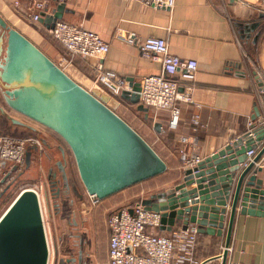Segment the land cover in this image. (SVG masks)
Here are the masks:
<instances>
[{
  "label": "crops",
  "instance_id": "0c3cea01",
  "mask_svg": "<svg viewBox=\"0 0 264 264\" xmlns=\"http://www.w3.org/2000/svg\"><path fill=\"white\" fill-rule=\"evenodd\" d=\"M34 1L0 0V14L8 24L25 34L51 58L62 55L64 52L62 47L66 46L47 31L43 26L44 23L30 20L29 13ZM62 4L64 7L60 11L58 7ZM258 6H264V0H176L172 8L148 7L146 9L141 8L138 0H50L48 8L42 11V14L45 17L44 20L50 23V19L54 20L53 16L61 12L62 18L58 20L82 25L98 33L110 44L109 51L101 59L104 69L118 73L128 84L130 79L140 82L143 76L161 72V63L158 60L142 55L141 45L147 36L163 37L167 40L171 53L182 58L197 60L194 94L201 106L181 105V122L175 133V139L179 140L181 135L194 134L198 138V149L193 151L192 148H186L176 140L174 143L177 146L172 149L167 143L165 144L164 138L157 141L159 144L156 147L145 137L167 162L166 172H171L170 179H166L161 185L171 186L180 181L183 176L184 152L191 156L198 151L205 158L230 142L245 144L246 139H249L245 135L248 130L247 123L261 114L262 105L252 78L242 72L246 71L248 64H252L251 60L264 68L263 30L261 35L257 34L264 28V17ZM71 54L67 55L70 59L69 66L84 82L72 76L74 79L86 88H89L87 85H91L120 105L132 104L121 96L113 95L109 92V88L108 90L103 84L95 81L98 71L89 59ZM74 56L76 61L72 60ZM1 59L0 55V61ZM80 64L86 69H83ZM1 107L7 114L2 112ZM149 111L152 113L155 127L158 123L161 128H165L162 132L155 128L158 134L157 139L168 130L170 110L151 108ZM195 113L200 114V124H195L192 120ZM8 115L20 119L27 125L13 123ZM147 116L145 113V117ZM5 129L26 136L39 133L36 121L7 105L0 85V131L7 133ZM253 131L256 137L250 138L254 140V146H256L260 140L264 139V127L256 125ZM43 142L46 141L43 139ZM46 144L48 150L55 148L62 157L60 144L56 147L48 142ZM40 158L44 160L43 165L40 166L41 172L44 171L45 166L49 179L50 170L52 168L57 170V168L48 162L49 154L43 152ZM241 166L244 167V163ZM259 166L263 170L258 171L257 177L262 178L264 182V156L256 162L255 168ZM0 176H4L1 170ZM144 181L121 190L126 191L123 200H121L122 197L116 202L112 200L111 197L115 193L102 199L100 203L104 206L112 202L119 205L123 201V205L130 204L133 200L149 197L152 192L159 190L158 183L147 185ZM137 184L140 185L133 187ZM130 187L133 188L126 190ZM84 199L89 200L88 194L83 195ZM72 216L71 223L74 224V221H77L76 223L80 225L78 215L74 213ZM226 216L222 235L200 233L197 252H213L208 256L213 257L208 264H219L218 254L223 252L225 247L229 213ZM191 225L194 224L191 223ZM179 226H182V223L177 221L173 228ZM107 228L108 258L110 236L108 225ZM158 231L168 234L171 229H163L160 226ZM80 236L84 247L92 244L89 237L87 244L85 235L80 234ZM214 240L217 246L215 250L207 245ZM203 247L207 250L205 251ZM69 254L64 256L67 257ZM229 261L264 264V214L237 212L225 262Z\"/></svg>",
  "mask_w": 264,
  "mask_h": 264
},
{
  "label": "water",
  "instance_id": "95a60500",
  "mask_svg": "<svg viewBox=\"0 0 264 264\" xmlns=\"http://www.w3.org/2000/svg\"><path fill=\"white\" fill-rule=\"evenodd\" d=\"M53 17L51 23L62 18L61 12ZM0 55V85L7 105L62 136L74 154L88 194L102 200L166 172L167 162L141 133L1 14ZM129 87L120 96L148 115L150 108L140 102V83L130 79ZM8 117L13 123L27 125ZM253 146L252 138L245 144L228 143L194 166H184L180 181L152 192L143 198V204L162 212L163 229H172L178 221L183 228L193 223L200 233L218 235L223 234L229 213L222 254L225 262L237 212L264 214V182L257 177L263 169L255 168L264 146L248 162L246 151ZM60 149L62 159L58 162L69 186L66 150L61 145ZM34 150L36 146L27 150L26 167L32 163ZM73 188L79 192L76 185ZM45 194L49 200L51 190L46 189ZM79 254L78 264H89L82 247ZM49 257L39 196L32 188H25L0 217V264H48ZM61 259L64 264L71 260Z\"/></svg>",
  "mask_w": 264,
  "mask_h": 264
},
{
  "label": "built area",
  "instance_id": "2783aa9c",
  "mask_svg": "<svg viewBox=\"0 0 264 264\" xmlns=\"http://www.w3.org/2000/svg\"><path fill=\"white\" fill-rule=\"evenodd\" d=\"M138 1L142 9L148 7L172 8L176 2V0ZM49 2L50 0H35L29 13L30 20L40 24L44 23L43 26L47 31L61 41L71 53L89 59L98 71L95 81L107 86L113 95L120 96L124 89H129V84L125 78L103 67L101 59L110 49L109 42L98 33L82 25L64 20H57L54 23L45 22L42 11L48 8ZM258 8L264 17V6H258ZM262 30L264 33L263 28L258 31V36L262 34ZM141 51L144 57L158 60L161 63V72L146 75L140 79V102L156 110L169 109L168 129L177 131L181 122V105L195 104L201 106L194 94L198 62L194 58H182L171 53L167 40L153 35L147 36L143 40ZM63 60L67 64L70 63L69 57L64 56ZM251 61L252 64H248L246 71L242 73L248 74L252 78L262 105L261 114L250 119L247 123L249 131L247 137L255 138L256 134L253 127L256 125L264 127V68L253 60ZM192 120L195 124H200V114L195 113ZM164 129L161 128L160 132ZM179 141L186 148H192L193 151L198 149V138L194 134L181 135ZM41 145L40 139L35 135L16 136L0 132V165L6 162L13 163V168L7 173L9 175L15 168L25 165L27 150L30 146L40 148ZM263 146L264 139L246 151L248 162L253 160ZM184 153V166H194L203 159L198 151L191 156L186 152ZM3 184V179H0V193L4 190ZM25 188H32L37 192L43 212L42 205L46 199V194L42 193L44 186L40 187L34 184L26 186L22 190ZM88 196L91 207L97 206L101 201L95 195L88 194ZM142 200L143 198H140L133 203L126 204L109 216L107 221L110 230L108 264L209 263L213 257H196L195 252L200 234L197 225H189L187 228L179 226L172 228L168 234L161 233L158 228L161 226L162 212L146 208ZM43 218L51 256L52 250L44 213ZM222 254L223 252L218 254L219 264H246L235 261L223 262Z\"/></svg>",
  "mask_w": 264,
  "mask_h": 264
},
{
  "label": "rangeland",
  "instance_id": "374dc122",
  "mask_svg": "<svg viewBox=\"0 0 264 264\" xmlns=\"http://www.w3.org/2000/svg\"><path fill=\"white\" fill-rule=\"evenodd\" d=\"M68 57L64 52L61 55L52 56L53 60L61 65L68 73H70L71 76L77 78L80 81H83L79 75L72 69L69 64L64 62L63 57ZM84 82V81H83ZM89 90H91L93 93H95L97 96H99L101 99H103L106 103L109 104L110 107H112L115 111H117L126 121H128L139 133H141L144 137L149 139L155 145L158 146V142L161 141L164 138L165 144L172 149L177 146L176 143H174L176 140L173 138L174 133L176 131L174 130H166L163 133V136H159V138L156 139V136L158 137L157 131L155 128L159 129L160 125L157 123L156 127L154 125L153 117L151 111H149V114L147 117H145V112L142 110H138L136 105H120L118 102L112 101L111 99L107 98L105 95L100 93V91L91 85H87ZM131 103V102H130ZM36 124L39 128V133H36L35 136L38 137L41 141V147L37 150L33 151L32 155V163L30 167H26V162L24 166H21L20 168H15L9 175L7 173L11 170L13 163L6 162L1 164V172H3L4 176H0V179H3V188L4 190L8 186V191L5 192V196L2 198L0 202V217L4 213V211L9 207V205L14 201V199L17 197V195L21 192V190L30 185H38V186H44V189H42V193L45 194L46 188L48 189V177L46 168L44 166V171L41 172L40 166L43 165L44 160L40 158V155H43V152L49 154L50 159L48 162L53 166H56L55 162L60 157L58 151L55 148L49 149L47 148V144L51 143L54 144L56 147L58 144L63 146L66 150V157L68 160L67 164V171L68 174L73 182L77 184L78 189L83 193V195L88 194L85 186L81 180L78 167L74 158V154L67 144V142L62 138L61 135H59L54 130L44 126L43 124L36 121ZM7 130V131H5ZM4 131L14 135L16 132H12L8 129H5ZM3 133L2 131H0ZM6 133V134H7ZM20 134V133H19ZM16 136H26V135H18ZM43 139L46 142H43ZM158 141V142H157ZM179 142V140H176ZM45 157V156H44ZM62 157L59 158L61 160ZM56 168V167H55ZM171 172L168 173L165 172L159 176H156L152 179H147L144 181V184L150 185V184H156L158 183L159 189L162 187H166L169 184H165L164 186L161 185L166 179H170ZM169 183V182H168ZM140 184H137L133 187H138ZM162 186V187H161ZM129 189L126 190H131ZM157 188V187H156ZM3 190V191H4ZM126 191H120L117 192L112 198L116 202V200L120 199L123 200L124 194ZM43 194V195H44ZM74 197V196H73ZM45 200L43 201V213L46 219V225H47V231L49 233V239H50V246H51V256L49 264H58V260L60 258H66L64 256L65 254L70 253V245H72V234L73 232H79L81 235H85V242L88 244V240H92V244L87 247L88 245H85V258L88 260L89 264H108V258L106 253V244L108 239V228H107V221L108 216L111 213L112 210L115 208L123 205L121 202L119 205H116L114 202H112L110 205L104 206V204L99 203L97 206L91 207L90 200L87 199H77L74 197V201L69 202V200H62L64 199L62 196L57 201L59 203V212H57L56 208L54 209V206L52 204V201H49L47 197L45 196ZM71 197L67 198L70 199ZM71 200V199H70ZM76 214L79 217L80 225L72 224L71 218L73 217L72 214ZM89 237V239H88ZM85 243V244H86ZM212 248V247H211ZM89 254V259H88ZM59 264H64V260L60 259Z\"/></svg>",
  "mask_w": 264,
  "mask_h": 264
},
{
  "label": "flooded vegetation",
  "instance_id": "af4514ba",
  "mask_svg": "<svg viewBox=\"0 0 264 264\" xmlns=\"http://www.w3.org/2000/svg\"><path fill=\"white\" fill-rule=\"evenodd\" d=\"M66 160V172H67V180L69 183V186H67L66 184V180L63 179V172L61 170V165H59V162H56V168L57 170H54V168H52L50 170L49 173V179H48V191L51 190V197L49 198V201H52V204L54 206V209L56 208L57 212H59V203L57 202L60 197L62 196L64 199L62 200H69V202L74 201V197H76L77 199H82L83 198V193L79 190V192H76L75 188H73V185L77 184L75 182H73L68 174L67 171V164H68V160L67 157L65 158ZM54 171L57 172V177H54ZM58 182V183H57ZM57 183V185H56ZM55 185V187H54ZM78 188V187H77ZM55 190V191H54ZM54 192V193H53ZM81 195V196H80ZM74 196V197H73ZM71 197L70 199H67ZM77 223L74 221V225H76ZM80 233L79 232H73L72 234V245H70V254L66 257L69 258L71 260H69V262L67 264H78V257H79V252H80V248H83V256H84V260L88 261L85 258V247L82 244V240L80 239ZM88 259H89V254H88ZM75 258V260L73 259ZM61 259V258H60ZM59 259V260H60ZM59 260H58V264H59ZM84 264V262L82 263Z\"/></svg>",
  "mask_w": 264,
  "mask_h": 264
},
{
  "label": "trees",
  "instance_id": "16d2710c",
  "mask_svg": "<svg viewBox=\"0 0 264 264\" xmlns=\"http://www.w3.org/2000/svg\"><path fill=\"white\" fill-rule=\"evenodd\" d=\"M53 39H54V37H53ZM55 40V39H54ZM63 48V51H64V53L66 54V55H72L71 54V52H70V50L67 48V47H62ZM75 60L76 61V58H75V56L74 57H72V60ZM80 66L83 68V69H86L84 66H82L81 64H80ZM105 88H107L108 89V87L107 86H105V85H103ZM109 90V89H108ZM109 92L111 93V91L109 90ZM151 108H153V107H150V109ZM248 130L246 131V136L248 135ZM173 138H175V133H174V136H173ZM8 186L6 187V189L4 190V191H2L1 193H0V202H1V200H2V198L5 196V192L6 191H8ZM135 201H137V199L136 200H133L131 203H133V202H135ZM124 205H126V204H124ZM124 205H121V206H119V207H117V208H115L114 210H112L111 211V213L109 214V216L114 212V211H116V210H118V209H120V208H122ZM202 234H209V233H202ZM199 237H200V234H199ZM199 239L200 238H198V243H197V247H196V257L197 258H205V257H208V256H210V255H212L211 253H213V252H209V251H206L207 250V248H204L205 249V251L206 252H201V253H198L197 252V249H198V247H199V244H200V241H199ZM207 245H209V247L211 248V246L214 248V250H215V248L217 247L216 246V243H215V240H214V242H211V243H209V244H207Z\"/></svg>",
  "mask_w": 264,
  "mask_h": 264
}]
</instances>
